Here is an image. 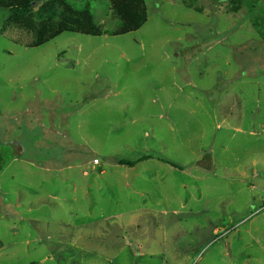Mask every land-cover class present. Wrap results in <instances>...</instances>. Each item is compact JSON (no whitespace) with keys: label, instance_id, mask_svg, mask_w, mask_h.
Here are the masks:
<instances>
[{"label":"rangeland","instance_id":"374dc122","mask_svg":"<svg viewBox=\"0 0 264 264\" xmlns=\"http://www.w3.org/2000/svg\"><path fill=\"white\" fill-rule=\"evenodd\" d=\"M146 2L37 48L0 9V264H264V0Z\"/></svg>","mask_w":264,"mask_h":264},{"label":"trees","instance_id":"16d2710c","mask_svg":"<svg viewBox=\"0 0 264 264\" xmlns=\"http://www.w3.org/2000/svg\"><path fill=\"white\" fill-rule=\"evenodd\" d=\"M38 0H0V9L10 13L9 23L30 31L33 42L30 47H41L63 33L81 34L90 37H101L105 34L101 26L95 22L92 3L96 0H85V6L77 9L67 0H47L37 10ZM113 17L120 26L113 36H125L138 32L149 18L146 0H108ZM234 0H231V2ZM248 4L256 0H247ZM264 24V19L262 20ZM20 149L19 145H11ZM10 148V147H9ZM6 147H0V174L8 164L19 156L9 157ZM154 159L152 155H144L134 161L121 160L119 166L134 168L138 164ZM161 160V159H159ZM167 163L164 160H161ZM169 164V163H167ZM170 165V164H169ZM174 168L175 165H172Z\"/></svg>","mask_w":264,"mask_h":264},{"label":"crops","instance_id":"0c3cea01","mask_svg":"<svg viewBox=\"0 0 264 264\" xmlns=\"http://www.w3.org/2000/svg\"><path fill=\"white\" fill-rule=\"evenodd\" d=\"M16 159H18V158L16 157V158H15L14 160H12V161H16ZM12 161H11V162H12ZM149 161H152V160H149ZM147 162H148V161H147ZM143 163H144V162H143ZM141 164H142V163H141ZM138 165H140V164H138ZM138 165H137V166H138ZM137 166H136V167H137ZM121 167H122V166H121ZM136 167H134V168H136ZM123 168H126V167H123ZM134 168H127V169H134ZM47 171H48V170H47ZM48 172H49V171H48ZM69 179H73V178L69 177ZM64 180H65L64 183H66L67 180H66V179H64ZM66 185H67V184H66ZM88 219H90V217H89ZM31 220H36V219H33V218H32Z\"/></svg>","mask_w":264,"mask_h":264},{"label":"built area","instance_id":"2783aa9c","mask_svg":"<svg viewBox=\"0 0 264 264\" xmlns=\"http://www.w3.org/2000/svg\"><path fill=\"white\" fill-rule=\"evenodd\" d=\"M95 164H99V160L95 159L94 160Z\"/></svg>","mask_w":264,"mask_h":264}]
</instances>
